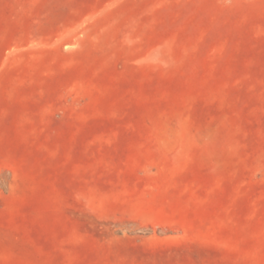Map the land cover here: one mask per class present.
Instances as JSON below:
<instances>
[{
  "label": "rangeland",
  "instance_id": "1",
  "mask_svg": "<svg viewBox=\"0 0 264 264\" xmlns=\"http://www.w3.org/2000/svg\"><path fill=\"white\" fill-rule=\"evenodd\" d=\"M0 264H264V0H0Z\"/></svg>",
  "mask_w": 264,
  "mask_h": 264
}]
</instances>
